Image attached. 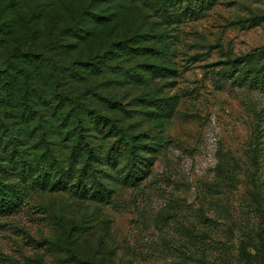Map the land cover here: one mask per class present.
Listing matches in <instances>:
<instances>
[{"label":"rangeland","instance_id":"obj_1","mask_svg":"<svg viewBox=\"0 0 264 264\" xmlns=\"http://www.w3.org/2000/svg\"><path fill=\"white\" fill-rule=\"evenodd\" d=\"M168 2L107 3L111 20L66 56L125 36L149 47L111 62L130 74L68 73L86 141L40 115L10 126L0 112V181L19 194L14 211L0 210V264H264V83L242 76L264 49V0ZM132 151L143 170L134 182ZM58 164L89 165L84 179L103 197L43 188L36 171L54 179Z\"/></svg>","mask_w":264,"mask_h":264},{"label":"trees","instance_id":"obj_2","mask_svg":"<svg viewBox=\"0 0 264 264\" xmlns=\"http://www.w3.org/2000/svg\"><path fill=\"white\" fill-rule=\"evenodd\" d=\"M87 1H83L76 8L75 0H0V112L6 116L10 114L7 117L11 119L10 126L16 121L19 125L23 124L15 119V116L32 122L40 115L41 120L48 121L53 127H59L61 130L67 127L66 137L86 141L83 121L78 118L83 112L77 109L80 106H75L76 101L71 90L64 88L65 84L72 83L70 81L72 77L68 73L88 79L90 75L97 76L109 69L120 74H130L134 72L133 69L113 66L111 62L115 59L126 62L127 57L144 55L149 51V47L135 46L142 43V40H133L125 36L106 42L103 50L91 49L92 52H89L87 58L84 59L80 55L75 62L69 64L66 56L78 49L83 50L81 46L86 40L92 43L99 29L98 24L111 20V17L104 13L109 8L107 3L113 0H92L89 5ZM168 1L162 0L163 5H167ZM93 7L101 9L97 10L98 12L90 11ZM50 14L53 16L51 26H48ZM98 39L106 41L102 36ZM245 59L248 61L242 68V76L247 77L252 73L250 79L253 83H264V64L257 66L254 63L255 59L260 61L264 59V49L246 56ZM147 68L148 71L160 73L168 71V68L159 66ZM83 73H89V76H84ZM15 104L17 106H14ZM94 112L99 111L95 109ZM99 116L104 119V123L105 120H111L104 115ZM48 133L49 130L46 131L44 128L42 140L45 147L51 143L46 139ZM137 161L138 158L132 151L133 182L143 171ZM23 167L21 173L25 171V166ZM57 167L59 170L55 173L54 179L49 176L48 170L44 169L43 173L42 170H39L40 173L36 171L35 179L37 177L44 179L43 188L46 186L54 189L69 188L81 197L89 196L95 199L103 197L104 192L99 186L90 188L84 179L86 170L90 169L89 165L81 168L78 174L72 168L65 171L60 164ZM91 170L95 172L94 168ZM32 176L33 173L29 170L28 177L32 179ZM91 189L92 192L89 194ZM15 195L19 197L14 184L0 181L1 211L12 212L19 206Z\"/></svg>","mask_w":264,"mask_h":264}]
</instances>
